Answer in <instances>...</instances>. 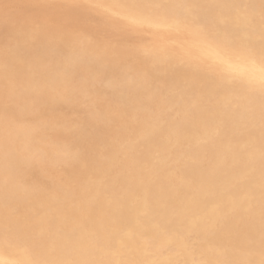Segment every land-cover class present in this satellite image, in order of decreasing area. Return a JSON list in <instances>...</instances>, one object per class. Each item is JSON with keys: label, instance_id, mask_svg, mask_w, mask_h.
<instances>
[{"label": "snow or ice", "instance_id": "1", "mask_svg": "<svg viewBox=\"0 0 264 264\" xmlns=\"http://www.w3.org/2000/svg\"><path fill=\"white\" fill-rule=\"evenodd\" d=\"M71 6L118 8L134 35H143L147 28L175 30L188 38L189 59L181 63L206 82L217 127L227 131L242 125L247 131L248 140L237 152L246 196L232 202L229 214H238L239 221L227 232L213 216L204 218L200 230L175 227L159 236L141 234L144 244L168 253L163 261L121 258L130 245L116 233L85 236L81 230L54 225L46 216L24 223L19 203L6 198L0 264H264V0H142L110 6L89 0ZM62 41L65 48L74 50L82 36L67 32ZM30 49V42L15 38L0 53L6 98L10 91L33 83L40 92L53 89L75 95L85 89L84 78L63 72L61 64L31 54ZM58 52L63 55L61 49ZM20 64L24 72L14 70ZM140 75L143 82L138 93L151 91L155 85L150 75ZM39 147L40 142L6 103L0 123V185L6 193L16 185L24 154L35 153Z\"/></svg>", "mask_w": 264, "mask_h": 264}, {"label": "rangeland", "instance_id": "2", "mask_svg": "<svg viewBox=\"0 0 264 264\" xmlns=\"http://www.w3.org/2000/svg\"><path fill=\"white\" fill-rule=\"evenodd\" d=\"M117 1L91 0L92 3L105 6L118 4ZM131 1L122 0L123 3H131ZM63 2L70 3V5H84L89 0H0V53L9 41L19 38L31 43V54L41 55L50 61L59 63L63 66V72L78 75L87 81L84 92L81 91L75 95H68L53 89L40 92L36 84L33 83L10 91L6 98L3 59L0 56V123L3 121L4 108L7 103L15 119L25 123L31 136L40 142V147L35 153L24 154L14 188L6 193L3 186L0 185V208H4L6 198L10 200L13 195L18 196L19 192H22V195L13 202L19 203L21 221L24 223H34L39 217L52 213L54 210L53 197L59 199L65 206L74 207L78 204L84 206L86 194L91 189L102 194L94 205V211H101L104 207L102 202L105 199L120 195L125 189L126 182L123 180L122 174L131 177L138 176V180L141 182L147 181L153 176L150 166L139 169L129 158L130 145L142 150L141 141L147 122L159 116L167 122L169 121L168 123L174 124V127L181 117L189 113L188 107H191L190 113L194 114L195 118H204L212 113V101L209 98L194 103L196 87L188 90L185 97H179L180 87L171 89L170 80H166L164 83L159 82L164 74L168 77L171 76V71L166 69V65L174 64L172 61L155 64L148 61L151 64H147V70H145L155 81V90H151V92L164 100L166 99L165 104L161 105L163 108L157 106V100H150L146 93H138L137 89L143 82L142 77L134 78L130 91L125 86H121L133 76L127 66L128 62H131L132 56H128L129 58L120 57L119 53L108 54L104 50L116 47L117 44L118 47L126 51L136 50L150 41L151 32L145 28L144 34L138 35L139 37L132 34L129 31L128 21L124 18V13L118 8L88 9V7L81 6L76 9L72 6V13L64 15L60 12ZM138 2H142V0H138ZM54 7L55 10H53ZM44 11L45 13H43ZM87 13L89 14L87 15ZM85 19L87 20L85 21ZM71 31L80 33L82 36L81 44L74 50L65 48L62 43L64 34ZM166 38L165 44H168L172 49L170 53L177 55L180 48L188 47V38L181 32L170 34V36L166 33ZM58 49L63 51V55L58 52ZM101 53L103 54L101 55ZM152 64L155 66L151 67ZM14 70L24 72L25 66L20 64ZM115 82H117V86H115ZM205 87L207 88L206 84ZM131 93L134 97L133 102L128 100ZM98 101L100 102L98 103ZM116 101L121 103L117 104ZM117 112H123L124 115L117 116L115 115ZM196 126L198 127L191 123L189 128L195 130ZM222 131L221 129L212 133L211 141L219 144L227 142L231 138L239 148H242L247 141L246 138H242L234 131L231 133L227 130L223 137L217 136ZM174 150H170V154H176V150ZM209 164V159H202L204 169L207 170ZM2 168L3 162L0 159V174H2ZM239 179L241 180V176ZM170 184L168 182L156 183L151 186L149 191L144 189L146 193H143V196L148 194L152 202L157 203L161 191L167 193ZM103 195H106L107 198ZM240 195L241 193L236 192L234 198L239 201ZM125 197L127 202L131 201L128 194ZM232 197L227 195L226 199L230 200ZM205 205L208 210L210 204ZM229 209L224 207L220 212L219 222L224 232L232 229L239 221V215L229 214ZM177 210V207L173 205L165 210L166 216L163 220L165 225L171 224V217L179 213ZM4 214L5 210L0 211V225L4 223ZM126 217L123 214L121 219L118 218L111 224L116 229L114 233L121 236L122 231L126 228L123 223ZM150 249L154 248L150 247Z\"/></svg>", "mask_w": 264, "mask_h": 264}, {"label": "bare ground", "instance_id": "3", "mask_svg": "<svg viewBox=\"0 0 264 264\" xmlns=\"http://www.w3.org/2000/svg\"><path fill=\"white\" fill-rule=\"evenodd\" d=\"M117 2L123 3L122 0H118ZM135 2H138V0L131 1V3H135ZM61 4L62 5L60 7L61 8L60 12L62 14L66 15L68 13H72L73 9L70 3L63 2ZM55 9L56 8L54 7L53 10ZM76 9L78 8L76 7ZM21 12H25V11H21ZM43 13H45V11ZM88 14L89 13H87V15ZM17 19L19 20L20 17ZM86 20L87 19H85V21ZM148 30L151 32L152 37L151 39H149L150 41L141 48L132 51L130 50L126 51L125 49L118 47L117 44L116 47H110L104 50L108 54L119 53L120 57L127 58L128 56L129 57L132 56L131 62H128L127 66L133 76L128 78L126 82L123 81L124 83L121 86H125L130 91L134 78H141L140 75L141 73L148 74V72H145V70H147V64H151L148 61H151L153 64L157 62L165 61L167 63L169 61H172L174 62V64L166 65V69L171 71V76L169 75L170 77H168L166 74H164L162 78L159 79V82L164 83L166 80H170L171 89H178L180 87L178 94L179 97H183L188 90L196 87V90L194 91L195 104L201 100L208 99L209 97L207 95V90L205 87L206 82L203 79H201L199 76H197L194 69L189 67L188 64L181 63L182 59H189L187 55L188 47L180 48L178 54L175 55L173 53H170V51L172 50L171 47L169 48V45L165 44L167 39L166 33L170 36V34H175L177 33V31L175 30L157 31L153 29H148ZM107 34L106 36H108ZM120 40L123 41V39ZM142 40H144V38ZM194 55L195 53L193 52L192 56L194 57ZM153 64L151 67L155 66ZM152 81L153 83L155 82L153 78ZM115 86H117V82H115ZM152 90L155 89L153 88ZM146 94L150 100H157L158 107L165 104L166 102V99L164 100L163 98L158 97L157 94H154L151 91L147 92ZM128 100L130 102L134 101V97L132 93L128 96ZM99 102L100 101H98V103ZM188 111L189 113H186L183 117H181L180 121L178 123H175L174 127H173L174 124L172 125L168 123L169 121L167 122L166 120H164L159 116L155 117L151 121L147 122V124L145 125L144 134L142 136V141H141L142 150L138 149L134 145L129 146V150L131 152L129 158L138 166L139 169H145L148 166L152 168L153 176H151L147 181L141 182L138 180V176L131 177L122 174V178L126 182V184L124 185L125 189L122 190V194L110 198H107L106 195H103L107 199H105V201L102 202L104 207L99 212L94 211V205L97 199L100 196H102V194L101 192L95 189H91L87 192L84 201L85 203L84 206H80L79 204L74 207L65 206L60 202L59 199L53 197L54 210L52 213L46 215V217L56 226L65 227V228H75L77 230H81L85 236H88L90 233H94L98 236H104L108 233L115 232L116 229H114L111 224H113L114 221L117 220L118 218L121 219L122 215L125 214L127 217L126 220L123 221V223L126 225V228L122 231L121 236L124 238L126 243L130 245V247H125V249L123 250V256L121 258L143 260V261H163L167 258L168 254L164 256L163 254L167 253L166 251L158 252L155 248L150 249V246L144 244L139 239L141 234L150 237L159 236L163 230L171 229L175 227L200 230L203 228L204 218L214 216L216 219L219 220L221 210L224 207L231 208L232 202L237 201L234 198V194L236 192L241 193L240 200L244 199L246 196L244 186L241 183V180L239 179V177L241 176V170L237 155L239 147L235 144V142L232 141L231 138H229L227 142H223L219 144H215L213 141H211V135L212 133H215V131L218 132L221 129L223 130L220 135L217 134V136L219 137H223L224 133L226 132L223 128L217 127L216 120L214 119L212 113L208 114L204 118H200V117L195 118L193 117L194 114L190 113L191 107H188ZM191 123L198 125V127L196 126V129L192 130L191 128H189V125ZM228 131H230L231 133L232 131H234L235 133H237V135L241 136L242 138L244 137L248 140L247 131L242 125L233 126L230 129H228ZM64 148L68 149L66 147ZM172 149L176 150V154H170V150ZM258 155L259 153L257 150L256 153L257 159H258ZM205 158L209 159L210 161L207 170L204 169L202 166V159ZM256 175L258 176V172L256 173ZM159 182L162 183L168 182L171 184L167 188V193L161 191L160 195L158 196V202L154 203L148 197V194L147 196H143V193H146L144 189L149 191L151 186ZM102 190L103 187L101 191ZM19 194L22 195V192H19ZM127 194L131 199V201L129 202L126 201L125 196ZM227 195L233 197L230 200L229 199L227 200L226 199ZM18 196L13 195L9 201L15 204L13 201L14 200L16 201ZM171 204L177 207L178 209L177 211H179V213L171 217L170 225H165L163 222L164 217L166 216L165 210L170 208L172 206ZM205 204H210L208 206V210ZM2 210H5V208H0V211ZM3 216L5 217V214ZM256 258L258 259L259 257L257 256Z\"/></svg>", "mask_w": 264, "mask_h": 264}]
</instances>
